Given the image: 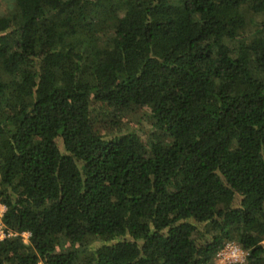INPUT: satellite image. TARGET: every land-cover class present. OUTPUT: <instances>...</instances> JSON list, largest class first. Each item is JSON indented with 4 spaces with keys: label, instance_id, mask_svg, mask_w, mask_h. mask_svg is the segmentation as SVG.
<instances>
[{
    "label": "trees",
    "instance_id": "trees-1",
    "mask_svg": "<svg viewBox=\"0 0 264 264\" xmlns=\"http://www.w3.org/2000/svg\"><path fill=\"white\" fill-rule=\"evenodd\" d=\"M0 205V264H264V0H0Z\"/></svg>",
    "mask_w": 264,
    "mask_h": 264
},
{
    "label": "built area",
    "instance_id": "built-area-1",
    "mask_svg": "<svg viewBox=\"0 0 264 264\" xmlns=\"http://www.w3.org/2000/svg\"><path fill=\"white\" fill-rule=\"evenodd\" d=\"M9 236H12V234ZM4 238H6V235L1 232L0 240H3ZM247 257L248 254L241 250L240 247L235 244H228L217 254L213 264H242L245 262Z\"/></svg>",
    "mask_w": 264,
    "mask_h": 264
},
{
    "label": "rangeland",
    "instance_id": "rangeland-1",
    "mask_svg": "<svg viewBox=\"0 0 264 264\" xmlns=\"http://www.w3.org/2000/svg\"><path fill=\"white\" fill-rule=\"evenodd\" d=\"M4 212H5V208H4L3 206L0 205V220H1V218H2V216H3V214H4ZM28 237H29L28 234H25V235H24V239H25V242H26V243L28 242Z\"/></svg>",
    "mask_w": 264,
    "mask_h": 264
}]
</instances>
